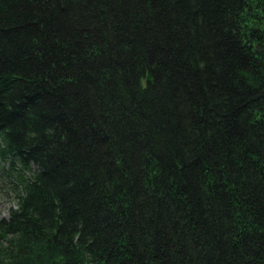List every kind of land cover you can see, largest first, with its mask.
<instances>
[{
	"label": "trees",
	"instance_id": "1",
	"mask_svg": "<svg viewBox=\"0 0 264 264\" xmlns=\"http://www.w3.org/2000/svg\"><path fill=\"white\" fill-rule=\"evenodd\" d=\"M0 264H264V0H0Z\"/></svg>",
	"mask_w": 264,
	"mask_h": 264
},
{
	"label": "rangeland",
	"instance_id": "2",
	"mask_svg": "<svg viewBox=\"0 0 264 264\" xmlns=\"http://www.w3.org/2000/svg\"><path fill=\"white\" fill-rule=\"evenodd\" d=\"M17 207L14 194L0 186V218H8L10 211Z\"/></svg>",
	"mask_w": 264,
	"mask_h": 264
}]
</instances>
